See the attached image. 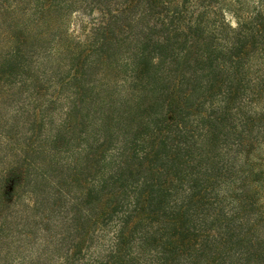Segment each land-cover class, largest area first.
Wrapping results in <instances>:
<instances>
[{
	"label": "trees",
	"instance_id": "trees-1",
	"mask_svg": "<svg viewBox=\"0 0 264 264\" xmlns=\"http://www.w3.org/2000/svg\"><path fill=\"white\" fill-rule=\"evenodd\" d=\"M80 8L98 15L76 41L62 24ZM0 15V83L48 82L40 55L67 65L49 99L66 100L57 134L0 177V241L23 187L33 217L51 213L1 264H264V213L243 189L253 170L237 165L253 146L243 135H264V110L245 108L264 90V73L249 78L264 0H1Z\"/></svg>",
	"mask_w": 264,
	"mask_h": 264
},
{
	"label": "rangeland",
	"instance_id": "rangeland-1",
	"mask_svg": "<svg viewBox=\"0 0 264 264\" xmlns=\"http://www.w3.org/2000/svg\"><path fill=\"white\" fill-rule=\"evenodd\" d=\"M255 0H247L251 6L254 5ZM1 5V0H0ZM83 8V7H82ZM97 11H86V14L83 13V10L80 8L79 11L75 12L72 16H67V21L62 24V27H68L69 33L76 36V41H79V38H85V34L87 30L83 29V25L87 20H91L93 17H97ZM231 14H229L230 17ZM2 16L0 15V25L2 22ZM233 22L236 23L233 18ZM55 25H59V23L55 22ZM2 29H4V25L2 24ZM31 28L35 31L40 30L38 24L33 23ZM52 28L45 26L44 28V38L52 37ZM4 42L3 33H0V45ZM1 54V53H0ZM58 56H53L49 59V68L43 65H40V62L46 64L45 55H40L35 58L36 61H39L34 66L36 69L40 66L41 71L39 74L45 77H49V81L46 80L41 81L37 86L31 85V79L29 78L24 84H17L14 87L4 85L0 83V177L2 174L6 173L12 166L15 165L16 159L26 153H30V150L25 151L26 144L32 143V146L39 144L40 141H48L53 135H56L61 121L63 119V114L66 107V100L60 98L63 97L61 95L56 102L49 101L51 97L57 96V84L55 83V78L53 75L60 73V71L65 72V68L67 69L66 63L62 68H58L57 65ZM51 62L53 64H51ZM253 68L251 69V73H249V78L253 79L251 82V87L254 88L258 83V79L263 77L264 73V55L256 56L253 61ZM9 88V89H8ZM246 109L255 110V111H263L264 110V90L261 91L259 97H254V101L246 103ZM264 125V124H263ZM256 133V131H255ZM246 136L250 141L253 142V146H251V150L249 153H242L237 157V165L252 171V176L249 177V173H247L248 178L243 182V189L245 191H257V200L258 206L261 208V211L264 213V135H243ZM234 137V135H232ZM250 147V146H249ZM248 149L246 146L245 150ZM63 155L59 156L61 159ZM50 155L40 154L36 156V163L40 164L41 167L50 169ZM257 173H263L262 178L257 181H253L255 175ZM65 175V174H63ZM58 176L54 177L57 179ZM256 178V177H255ZM237 187H240L241 181L238 180L236 183ZM50 189V186L45 187V192ZM238 189V188H237ZM237 189L233 190V188L223 189V192L227 195L236 194ZM32 186H25L21 189L18 197L16 198V204L12 206L13 211H8V222L6 223V227L9 233V236L4 237L0 241V255H5V251L7 247H14V244L19 243V239H23V237L29 232L31 236H34L35 228L39 225L38 222H35V217H43L46 214L51 213V209L49 205L46 206L45 209H42L37 216L33 217L31 210L29 208L33 205V192ZM29 210V211H27ZM52 215H56L52 213ZM61 214L55 216L53 219L57 217H61ZM5 219V218H4ZM3 217L0 219V234H4L5 231H1L3 229ZM38 218H36L37 221ZM6 229V228H5ZM36 234H44L43 230L36 229ZM18 239V242H14ZM36 239V237H35ZM27 247V246H26ZM25 247V248H26ZM40 247L39 243L29 244L26 251L19 252L20 257L24 254L32 258V255H36V249L38 250ZM15 248V247H14ZM16 254V252H15ZM1 257V256H0ZM21 258L15 259L13 264H22ZM28 262V260H26ZM2 262L0 261V264Z\"/></svg>",
	"mask_w": 264,
	"mask_h": 264
}]
</instances>
